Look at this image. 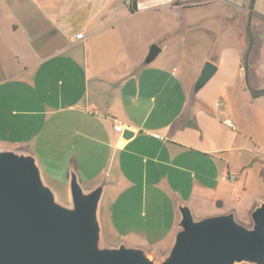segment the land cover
Wrapping results in <instances>:
<instances>
[{
    "label": "crops",
    "instance_id": "0c3cea01",
    "mask_svg": "<svg viewBox=\"0 0 264 264\" xmlns=\"http://www.w3.org/2000/svg\"><path fill=\"white\" fill-rule=\"evenodd\" d=\"M134 1L132 14L127 0H0V149L34 157L62 201L71 173L86 192L104 185V244L154 254L172 247L181 207L197 221L236 211L229 161L242 124L225 116L226 103L254 99L258 88L244 34L232 45L222 39L216 54L204 26L193 36L194 24L221 18L224 30L246 17L254 51L264 1ZM156 45L161 53L147 63ZM212 55L218 72L194 94L196 65Z\"/></svg>",
    "mask_w": 264,
    "mask_h": 264
},
{
    "label": "water",
    "instance_id": "95a60500",
    "mask_svg": "<svg viewBox=\"0 0 264 264\" xmlns=\"http://www.w3.org/2000/svg\"><path fill=\"white\" fill-rule=\"evenodd\" d=\"M161 53L153 46L146 62ZM218 72L207 62L194 89L199 93ZM134 133L123 132L131 139ZM70 174L72 206L57 202L36 159L0 149V264H264V203L251 214V229L234 215L195 220L181 207L180 230L161 261L141 248L103 246L99 207L104 185L84 191Z\"/></svg>",
    "mask_w": 264,
    "mask_h": 264
},
{
    "label": "rangeland",
    "instance_id": "374dc122",
    "mask_svg": "<svg viewBox=\"0 0 264 264\" xmlns=\"http://www.w3.org/2000/svg\"><path fill=\"white\" fill-rule=\"evenodd\" d=\"M256 1L257 0H252V7L255 5ZM234 16H232L231 19H233ZM235 19L236 20H231L230 25L224 30H222V26L225 28L227 24H223L221 18L219 21L216 20L220 23L219 26L211 25V27L206 26L208 22L203 24L200 20L196 21L194 24L195 30L193 36L201 31L198 30L197 27L204 26V32H209L210 40L216 42L217 54L222 48V39H224L225 45H232L237 42L238 35L242 32L246 39L245 62L254 72V74L252 73L250 75V86L258 88V91H262L264 90V23H258L262 31L258 32L257 39L259 38L261 43L252 51L251 49L254 46V41L256 42V34L253 32V26L250 25L249 21L247 22L248 18L246 19V17H242L243 21L237 16ZM239 29L242 31H239ZM138 37L140 38L139 35ZM207 62L214 65L217 64L214 55H212L211 59L196 65L200 73ZM245 105L248 107H245ZM226 108H228V110H225V116L231 117L230 119L237 126L239 125L238 123L242 124L237 127L236 134L238 135V142L235 146L236 151L230 154L231 161H229V164L231 163V165H233V171H230V174L232 178H234L232 179L233 182H231L234 184V191L231 193L232 198L228 197L227 199L232 201L234 203L233 207L236 208L235 213H233L235 221L251 229L253 227L251 220L252 210L254 211L264 201V179L261 176V172L264 169V94L260 95L258 98H250L248 101L246 97L232 95V100L230 104L226 103ZM55 196L57 202L60 204L69 207L72 206L71 199L67 201H62L60 199L63 198L60 192H58L60 198L56 194ZM253 206L254 208L252 209ZM193 217L195 220L198 219V216ZM122 235L123 234H120V236ZM114 240L115 241H107V239H105V244L103 243V246H127L125 241ZM126 241L130 242L129 239H126ZM169 249L170 248L166 251L165 249L156 251L152 255L157 257L158 261H161L162 258L168 254Z\"/></svg>",
    "mask_w": 264,
    "mask_h": 264
},
{
    "label": "built area",
    "instance_id": "2783aa9c",
    "mask_svg": "<svg viewBox=\"0 0 264 264\" xmlns=\"http://www.w3.org/2000/svg\"><path fill=\"white\" fill-rule=\"evenodd\" d=\"M134 0H127V2H128V4H131L132 2H133ZM76 39L77 40H82V39H84V35L81 33V34H78L77 36H76ZM226 122V124H227V126L228 127H230V128H234V125L230 122V121H225ZM114 131L116 132V133H119V134H123V127L120 125V124H116L115 126H114Z\"/></svg>",
    "mask_w": 264,
    "mask_h": 264
},
{
    "label": "trees",
    "instance_id": "16d2710c",
    "mask_svg": "<svg viewBox=\"0 0 264 264\" xmlns=\"http://www.w3.org/2000/svg\"><path fill=\"white\" fill-rule=\"evenodd\" d=\"M129 8H130V10H131V12H132V14L133 13H136L137 11H138V8H137V2L136 1H133L131 4H129ZM246 57V56H245ZM245 60H246V58H245ZM246 63V62H245ZM247 64V63H246ZM262 94H264V90H262V91H255V90H252V96L254 97V98H257V97H259L260 95H262ZM261 176H262V178L264 179V169H263V171L261 172Z\"/></svg>",
    "mask_w": 264,
    "mask_h": 264
}]
</instances>
